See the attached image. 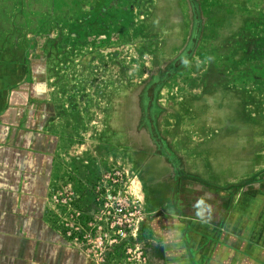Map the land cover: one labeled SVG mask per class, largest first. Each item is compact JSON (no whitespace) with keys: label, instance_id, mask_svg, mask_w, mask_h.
<instances>
[{"label":"rangeland","instance_id":"1","mask_svg":"<svg viewBox=\"0 0 264 264\" xmlns=\"http://www.w3.org/2000/svg\"><path fill=\"white\" fill-rule=\"evenodd\" d=\"M24 78L0 126L1 213L39 200L62 264L86 257L113 169L147 182V240L176 264L217 204L259 217L264 0H0V87Z\"/></svg>","mask_w":264,"mask_h":264},{"label":"crops","instance_id":"2","mask_svg":"<svg viewBox=\"0 0 264 264\" xmlns=\"http://www.w3.org/2000/svg\"><path fill=\"white\" fill-rule=\"evenodd\" d=\"M25 78L10 82L8 86L0 87V126L12 111L14 98L19 94L24 85ZM28 99L27 96L23 97ZM160 158H165L160 156ZM123 171L128 175L127 190L135 198H138L144 208L146 220L144 222V234L148 237L151 225L155 226V220L150 216L155 213L157 207H151L148 203L151 190H147V182L130 175L124 167ZM157 177V176H153ZM161 192L165 198L161 205H166L167 197L173 196V186H167V181L160 175ZM147 178H149L147 176ZM223 190V188H216ZM41 188L33 189L39 195ZM34 197H28L22 207L29 213L17 217H10L1 213L6 207L0 204V264H62L60 235L50 229L43 219V204ZM215 205V203H214ZM259 217L249 214L238 221L236 208L228 206V216L223 212L222 206H214L212 218L203 219V224L190 227L195 233L196 240L187 248V255L191 254L193 260L187 256L185 259H177V264H264V202L261 203ZM217 207V209H216ZM218 210V213L215 212ZM232 211V214H231ZM234 215V216H233ZM255 217V218H253ZM257 218V219H256ZM213 219V220H212ZM211 220V221H209ZM208 222L211 227L205 225ZM146 237V238H147ZM152 243L149 246V243ZM148 253L154 264H176L164 253L156 254V248L160 244L156 241L147 240ZM173 245V242L168 244ZM165 245V242H164ZM171 246V245H170ZM163 251V249H162ZM161 252V251H160ZM183 257L186 250H182ZM63 264H92L88 257L68 253Z\"/></svg>","mask_w":264,"mask_h":264},{"label":"built area","instance_id":"3","mask_svg":"<svg viewBox=\"0 0 264 264\" xmlns=\"http://www.w3.org/2000/svg\"><path fill=\"white\" fill-rule=\"evenodd\" d=\"M96 213L85 222L86 256L92 264H154L144 234L146 215L127 190L120 169L111 170L99 187Z\"/></svg>","mask_w":264,"mask_h":264},{"label":"trees","instance_id":"4","mask_svg":"<svg viewBox=\"0 0 264 264\" xmlns=\"http://www.w3.org/2000/svg\"><path fill=\"white\" fill-rule=\"evenodd\" d=\"M215 188H218L217 186H214Z\"/></svg>","mask_w":264,"mask_h":264},{"label":"bare ground","instance_id":"5","mask_svg":"<svg viewBox=\"0 0 264 264\" xmlns=\"http://www.w3.org/2000/svg\"><path fill=\"white\" fill-rule=\"evenodd\" d=\"M225 105V104H224Z\"/></svg>","mask_w":264,"mask_h":264}]
</instances>
